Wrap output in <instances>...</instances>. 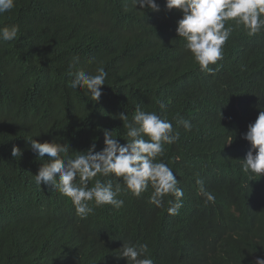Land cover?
I'll use <instances>...</instances> for the list:
<instances>
[{"label": "trees", "instance_id": "obj_1", "mask_svg": "<svg viewBox=\"0 0 264 264\" xmlns=\"http://www.w3.org/2000/svg\"><path fill=\"white\" fill-rule=\"evenodd\" d=\"M156 2L158 12L130 0H15L0 14V28L19 26L15 40L0 41V264H127L118 256L123 242L146 245L154 264L264 258V175L242 169L251 150L243 136L264 111V30L249 35L228 21L223 60L209 74L177 35L183 13ZM74 56L72 71L108 72L98 101L70 87ZM136 105L180 133L158 158L183 189L179 215L167 212L171 196L163 208L150 202L151 185L137 197L121 184L123 207L90 202L93 212L81 218L71 199L35 184L48 158L38 159L29 139L67 144L69 158L93 142L102 150L104 129L125 144L119 117L131 121ZM14 146L21 156H12ZM197 179L214 203L205 202Z\"/></svg>", "mask_w": 264, "mask_h": 264}, {"label": "clouds", "instance_id": "obj_2", "mask_svg": "<svg viewBox=\"0 0 264 264\" xmlns=\"http://www.w3.org/2000/svg\"><path fill=\"white\" fill-rule=\"evenodd\" d=\"M131 4L142 10L160 11L156 0H130ZM168 10H180L183 15L177 21L176 32L183 38L185 48L192 54L200 70L213 74L219 69L218 61L223 60L224 45L232 34V27H226L228 21H235L243 25L249 35H255L264 30V0H166ZM15 7V0H0V14L11 11ZM19 34V26H4L0 28V41L10 42ZM79 63V57L74 56L69 65L67 75L72 77L70 87L84 90L85 96L98 101L102 95L101 88L106 83L108 72L103 67L95 73L84 70L72 71ZM216 65V68L210 67ZM161 108L164 104L160 105ZM123 127L127 130V142L121 144L113 131L104 129V147L96 151L93 142L85 151H77L74 158L67 157L69 145L53 140L52 142H38L30 140L31 150L38 159L46 156L48 162L43 163L38 173L34 175L35 184L52 186L61 195L71 199L76 214L86 218L93 212L90 202L96 207L111 205L120 209L124 200L118 196L123 184L133 195L139 197L151 185L153 191L150 202L158 208L165 205V197L170 205L167 212L179 215L183 207V189L174 171L163 160L158 158L165 155L166 144L178 141L180 133L173 128L172 123L161 117L155 111L149 112L136 105L134 115L129 121L124 113L119 117ZM177 123L186 131H191L192 124L179 114ZM243 138L251 144V150L246 159L242 160V169L246 173L257 176L264 175V111H261L254 123H250ZM230 139L227 144H230ZM255 151V154H253ZM22 150L16 146L12 149V156H21ZM119 178L99 179L97 177ZM94 180V185L89 183ZM206 203H214L215 196L206 191L204 181L196 180ZM119 257L125 258L127 264H154L153 259L146 255L147 246L137 247L123 242ZM252 264H264V258L257 257Z\"/></svg>", "mask_w": 264, "mask_h": 264}, {"label": "bare ground", "instance_id": "obj_3", "mask_svg": "<svg viewBox=\"0 0 264 264\" xmlns=\"http://www.w3.org/2000/svg\"><path fill=\"white\" fill-rule=\"evenodd\" d=\"M173 230V229H172ZM174 231V230H173ZM173 231H171V232H173ZM190 246H191V244H190Z\"/></svg>", "mask_w": 264, "mask_h": 264}]
</instances>
